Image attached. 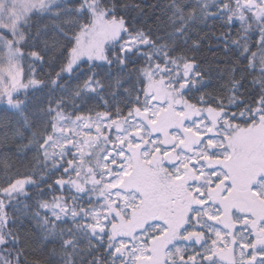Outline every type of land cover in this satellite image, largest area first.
<instances>
[{
	"label": "snow or ice",
	"instance_id": "obj_1",
	"mask_svg": "<svg viewBox=\"0 0 264 264\" xmlns=\"http://www.w3.org/2000/svg\"><path fill=\"white\" fill-rule=\"evenodd\" d=\"M0 264H264V0H0Z\"/></svg>",
	"mask_w": 264,
	"mask_h": 264
},
{
	"label": "trees",
	"instance_id": "obj_2",
	"mask_svg": "<svg viewBox=\"0 0 264 264\" xmlns=\"http://www.w3.org/2000/svg\"><path fill=\"white\" fill-rule=\"evenodd\" d=\"M149 2H152V0H149ZM209 43H212L213 45H215V41L214 40H212V41H205V52H204V54L205 55H207L209 58H211V56L213 55V52L215 51V47L213 48V51H207V45L209 44ZM221 47H222V45H221ZM217 55H220L219 53H217Z\"/></svg>",
	"mask_w": 264,
	"mask_h": 264
}]
</instances>
